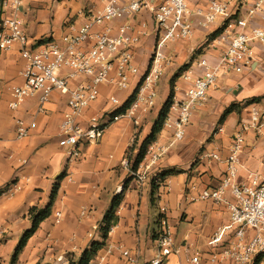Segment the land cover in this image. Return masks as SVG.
Returning a JSON list of instances; mask_svg holds the SVG:
<instances>
[{"label": "crops", "instance_id": "crops-1", "mask_svg": "<svg viewBox=\"0 0 264 264\" xmlns=\"http://www.w3.org/2000/svg\"><path fill=\"white\" fill-rule=\"evenodd\" d=\"M105 4L106 0H23L24 28L34 41L60 40L70 32L69 23H80L86 16L102 12ZM141 19L151 28L152 19L146 8L138 14L137 20ZM217 28V24L209 29L198 27L190 40L171 44L173 61L168 67L171 69L177 62L185 66L182 73L190 69L200 72L197 62L201 57L217 60L220 49L213 48L211 39L208 40ZM152 46L153 37L149 36L136 51L137 63L145 66ZM252 49V64L242 72L230 71L220 76L217 86L209 91L207 103L195 112L186 138L173 144L159 163V171L176 172L165 179L163 186L158 185L154 197L152 183H140L124 161L135 162L157 118L153 120L147 113L138 128L127 118L113 122L100 140L81 143L80 157L71 159L59 144V125L68 109L67 95L54 91L43 111H39V96L25 97L18 110L12 111L9 106L14 98L12 87L25 83L22 75L25 60L18 45L0 49V264H12L22 236L33 223L30 209L47 207L57 182L60 187L51 214L29 238L15 264H57L58 257L60 264H75L93 241L104 240L101 226L118 194L122 200L116 210L117 221L106 243L122 246L138 255V260L130 262L116 249L107 264L151 262L157 254L154 232L162 205L168 208L176 242L207 252L209 237L228 221L229 213L224 203L200 200L198 196L204 188L215 187L223 178L227 169L224 160L232 139L241 125L250 121L253 107L264 111V44L255 42ZM195 50H200L197 56L193 55ZM182 73L175 84L184 89L188 84L181 78ZM169 81L160 80L158 90L164 85L168 95ZM110 92V88L102 86L99 99L86 114L106 108ZM118 94L122 99L125 97L124 92ZM232 104L236 108L225 114ZM15 117L22 118L27 125L35 122L25 138L17 137ZM220 127L223 131L218 133ZM244 136L239 181H246L251 171L264 173V126L260 129L248 126ZM156 140L171 142V132L163 128ZM210 152H218L222 160L207 156ZM17 179L22 188L14 195L5 194L6 186ZM227 196L230 198L229 192ZM83 208L87 209L84 216ZM56 211L62 213L58 224ZM167 264L191 263L181 254L170 255Z\"/></svg>", "mask_w": 264, "mask_h": 264}, {"label": "built area", "instance_id": "built-area-1", "mask_svg": "<svg viewBox=\"0 0 264 264\" xmlns=\"http://www.w3.org/2000/svg\"><path fill=\"white\" fill-rule=\"evenodd\" d=\"M22 2L0 0V49L18 45L25 60V83L12 87L14 98L9 106L16 111L25 97L39 96V111H43L54 91L66 94L68 109L59 125V144L71 159L80 157L81 143L100 140L113 122L127 118L136 128L140 127L153 108L160 80L173 61L169 46L190 40L198 27L218 25L220 33L210 41L213 48L220 49L218 59L201 57L197 62L200 72L190 69L181 75L188 85L182 89L175 84L164 120L171 142L149 143L136 169L134 163L124 161L140 183L155 182L159 187L165 182L158 174L159 163L173 144L186 138L195 112L207 103L209 91L217 86L220 76L249 67L254 57L252 44H264V0H106L102 12L90 14L80 23H69L70 32L60 40L38 41L30 39L25 31ZM144 8L150 12L151 28L143 18L137 20ZM149 36L153 37L154 50L142 66L136 62V51ZM102 86L112 90L107 96L108 106L86 114L99 99ZM118 92H124L125 97L122 99ZM262 115L255 105L250 121L244 122L232 139L223 178L198 196L200 200L224 203L229 213L228 221L209 237L208 251L177 243L168 208L162 205L154 232L157 254L149 264H167L170 255L181 254L191 264H264V173L251 171L246 181L238 180L244 131L248 126L262 128ZM15 122L19 139L28 136L35 126V122L27 125L20 117H15ZM222 131V127L217 130ZM207 156L222 160L218 152ZM21 188L17 179L4 192L11 196ZM86 214L87 209L83 208L81 215ZM61 221L62 213L56 211L55 223ZM116 249L130 262L138 260V255L122 246L106 243L88 264H107Z\"/></svg>", "mask_w": 264, "mask_h": 264}, {"label": "trees", "instance_id": "trees-1", "mask_svg": "<svg viewBox=\"0 0 264 264\" xmlns=\"http://www.w3.org/2000/svg\"><path fill=\"white\" fill-rule=\"evenodd\" d=\"M219 33H220V29L214 30L213 32H211L209 34L208 40L214 38ZM172 95H173V89L171 90L168 98L166 99L163 106L161 107V109L158 113L157 119L154 122L151 133L146 137V139L143 141V143L141 145L140 151H139L137 158L133 164L134 169H136L138 167V164L144 158L148 144L151 143L152 141L156 140L157 135L164 128V120H165V117H166L168 110H169V107H170ZM253 100H258V98H255ZM234 108H236L235 104L230 105L226 109L225 114L230 113L231 111L234 110ZM175 172H176L175 169L161 170V171H159L158 174L161 176L162 180H165L169 175L174 174ZM63 175L64 174L59 176V180L62 179ZM59 187H60V183L57 182L53 187V190H52V193L50 196L51 201L47 207L39 208L37 206H34L30 209V215L33 219V223H32V226L28 230H26L24 235L22 236V238H21V240H20V242H19V244H18V246L14 252V255L12 257V261H11L12 264L16 263L19 253L27 244L29 238L37 231V229L40 226V223L51 214L52 204L56 200ZM152 188H153V197H154L155 192L158 188V184L155 182H152ZM121 200H122V196L120 194L116 195L112 200V204H111L110 209L105 214L104 221H103V224L101 226V231L103 233L104 240L102 242L93 241L91 243V246L89 248L85 249L82 256L79 258V260L77 262H75V264H88L89 261L92 258H94L97 255V253L99 252V250L106 244V239L108 237V233L111 230L112 226L117 221L116 210H117V207L120 205Z\"/></svg>", "mask_w": 264, "mask_h": 264}, {"label": "rangeland", "instance_id": "rangeland-1", "mask_svg": "<svg viewBox=\"0 0 264 264\" xmlns=\"http://www.w3.org/2000/svg\"><path fill=\"white\" fill-rule=\"evenodd\" d=\"M203 39L206 40V36H203ZM154 50V46L151 47V51ZM198 53H200V50H195L194 52V56H197ZM193 56V57H194ZM171 65H169L170 67ZM167 68L164 72V75L162 77V81L166 80L168 78L169 81V94L171 92V90L173 89V93L175 91L174 87H175V81L177 80V78L179 77V74L183 72V69L185 68L184 65H181L179 63H174L172 65V68ZM169 94H165V88H164V85L163 87H160V89L158 90V95L156 97V100H155V103H154V106L153 108L148 112L149 113V116L155 120L158 116V113L161 109V107L163 106L164 102L166 101V99L168 98ZM261 122L264 124V111H263V115H262V118H261ZM149 145V144H148ZM148 148V146H147ZM146 153H147V149H146ZM145 153V155H146ZM59 259H61V257H58L57 258V264H60V261Z\"/></svg>", "mask_w": 264, "mask_h": 264}]
</instances>
